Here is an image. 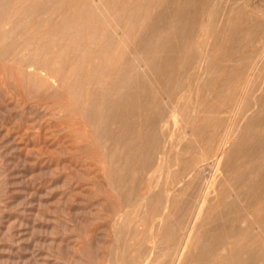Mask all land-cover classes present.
<instances>
[{
  "label": "rangeland",
  "instance_id": "374dc122",
  "mask_svg": "<svg viewBox=\"0 0 264 264\" xmlns=\"http://www.w3.org/2000/svg\"><path fill=\"white\" fill-rule=\"evenodd\" d=\"M0 264H264V0H0Z\"/></svg>",
  "mask_w": 264,
  "mask_h": 264
},
{
  "label": "bare ground",
  "instance_id": "6f19581e",
  "mask_svg": "<svg viewBox=\"0 0 264 264\" xmlns=\"http://www.w3.org/2000/svg\"><path fill=\"white\" fill-rule=\"evenodd\" d=\"M103 2V1H102Z\"/></svg>",
  "mask_w": 264,
  "mask_h": 264
}]
</instances>
